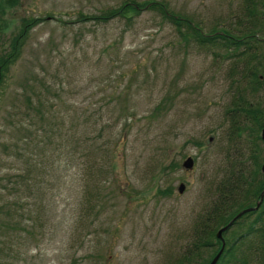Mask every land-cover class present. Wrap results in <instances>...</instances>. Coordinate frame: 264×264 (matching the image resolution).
Listing matches in <instances>:
<instances>
[{
    "label": "rangeland",
    "instance_id": "1",
    "mask_svg": "<svg viewBox=\"0 0 264 264\" xmlns=\"http://www.w3.org/2000/svg\"><path fill=\"white\" fill-rule=\"evenodd\" d=\"M151 1L205 32L242 14V0H0V50L37 18L0 85V264H173L193 243L230 172L224 109L235 58L177 29ZM102 12L116 14L93 19ZM254 99L263 105L264 90ZM51 114L63 129H52ZM79 114L88 122L70 125ZM21 135L17 158L10 145ZM188 156L192 169L182 166ZM24 160L33 173L23 174ZM15 174L28 184L13 188ZM254 206L223 232L225 242L235 234L234 264L264 263V233L245 235L264 216Z\"/></svg>",
    "mask_w": 264,
    "mask_h": 264
},
{
    "label": "trees",
    "instance_id": "2",
    "mask_svg": "<svg viewBox=\"0 0 264 264\" xmlns=\"http://www.w3.org/2000/svg\"><path fill=\"white\" fill-rule=\"evenodd\" d=\"M3 3L1 4L3 5ZM135 6H140V4H135ZM150 6L156 7L162 14L171 16V22L177 29L186 28L187 33L192 34L200 43H218V46L226 51L233 50L230 55L227 54L226 56L231 57L234 55L233 57L235 58L232 77L237 76L232 84L233 97L224 109V115L229 120L226 136L230 141L229 148L232 150V153L227 154L230 172L226 173L217 182L215 187L216 196L211 201L209 208L205 210L202 220L198 221L202 223V246L207 252L206 255H212V258L213 253L216 251L215 249H217L216 245L218 246L219 244V239L215 234L216 230L227 224L239 210L251 206L254 203V199L259 197L260 191L264 186V173L261 170L264 162V141L261 139L259 132L264 120V104L261 105L260 101L254 99L258 91L264 90V0H242V14L235 17L234 23L220 22L217 26L213 25L212 29H209L210 32H205L201 26L187 18L185 13H178L177 15L171 13L164 2L161 5H154V2L151 1ZM6 8V6L0 7V12L4 13ZM115 14L113 12H102L101 15L95 16L93 19L107 20ZM78 19L79 21H84L88 18L81 14ZM36 20L37 18L32 20L23 19L22 30L18 34L13 33V36L9 39L8 48L0 50V85L6 80L11 64L20 55L23 39ZM2 21L4 19L0 16V37L3 36L2 31L4 30L3 24H1ZM28 100L33 105L31 97H28ZM36 101L42 104L41 98L36 97ZM12 105L14 106V104ZM51 106H54V104ZM37 112L40 113V111ZM41 116L43 119L48 117L44 113ZM78 116V120L74 119L75 116H73V122H70V125L74 124L81 127V124L88 122V116L84 114H79ZM51 117H53V121L50 124L53 130L55 126L60 129L62 125V129L64 128L65 123L63 120L58 121L55 114H51ZM81 120L83 123H79ZM10 124L21 132L25 128L20 122L13 123L10 121ZM60 134L61 136L63 135L62 132ZM101 135V132L94 135L92 142L100 138ZM244 139H246L245 145L243 143ZM24 141L23 135H21L20 138L10 145V151L15 153L17 158L21 154L25 155L24 151L26 152L28 143ZM75 150L78 153V148ZM24 161L27 162H24L23 170L25 172L23 174L33 173L35 167L31 168L29 160ZM14 176L16 178L11 182L13 188L20 182L23 184L28 181V176H23L22 174H15ZM35 181L38 182L37 186L39 187L40 181L38 179H35ZM25 184H28V182H25ZM29 191L32 193V190ZM1 208L3 209V216L0 218V222L4 215L8 214V208L5 203L0 204ZM249 213L251 211H246L243 216ZM238 221L239 219H236L234 222L237 223ZM197 224L193 230L195 236L198 228ZM263 224L264 216L259 213L250 222V225L246 227L245 235L254 231L262 238L264 233ZM234 235V233H231L229 238H225V247L216 264H234V260L237 258V255L234 254L236 241L234 239L231 242V238ZM195 236L193 243L187 247V253L184 252L180 260L173 264L209 263L211 260L209 256L202 259L196 257L195 253L199 254V251L197 250ZM207 248L213 249L209 252ZM237 263L238 261L235 262V264Z\"/></svg>",
    "mask_w": 264,
    "mask_h": 264
},
{
    "label": "water",
    "instance_id": "3",
    "mask_svg": "<svg viewBox=\"0 0 264 264\" xmlns=\"http://www.w3.org/2000/svg\"><path fill=\"white\" fill-rule=\"evenodd\" d=\"M260 136H261V138L264 140V120H263V124H262V127H261ZM193 165H194V159H193L191 156L186 157V158L184 159V161L182 162V166H184V168H186V169H192V168H193ZM262 169H264V163H263V165H262ZM177 189H178L179 192H182V191L185 189V184H184V183H180V184L178 185ZM263 194H264V187H263V189H262L261 192H260V198H259V200L257 201L256 206H259V204H260V202H261V200H262ZM252 208H255V206H254V207H246V208L241 209L240 211H238V212L234 215V217H233L232 219H230V220L228 221L227 224L221 226V227L216 231V235H217V237H219V238L221 239V245H220L218 251L215 253V255L212 257V259L209 261L208 264H215V263L217 262L219 256H220V254L222 253V251H223V249H224V246H225V240H224V238H223V236H222V232H223V230H225L227 227H229V226L232 224V222H233L237 217H239V216L242 215L245 211H248V210H250V209H252Z\"/></svg>",
    "mask_w": 264,
    "mask_h": 264
},
{
    "label": "flooded vegetation",
    "instance_id": "4",
    "mask_svg": "<svg viewBox=\"0 0 264 264\" xmlns=\"http://www.w3.org/2000/svg\"><path fill=\"white\" fill-rule=\"evenodd\" d=\"M263 173H264V171H263ZM259 198V197H258ZM258 198H256V199H254V204L257 202V200H258ZM262 202H263V200H262ZM262 202H261V204H262ZM261 206V205H260ZM260 206H259V208H260ZM258 208V209H259ZM264 208V203L262 204V206H261V209H263ZM197 231H196V236H195V240H196V246L198 247V249L197 250H199V254L196 252L195 254L196 255H200V253H201V249H202V243H203V233H202V223H201V221L200 222H198V224H197ZM187 247L183 250V253L184 252H186L187 251ZM183 253L181 254V255H183ZM187 253V252H186Z\"/></svg>",
    "mask_w": 264,
    "mask_h": 264
},
{
    "label": "bare ground",
    "instance_id": "5",
    "mask_svg": "<svg viewBox=\"0 0 264 264\" xmlns=\"http://www.w3.org/2000/svg\"><path fill=\"white\" fill-rule=\"evenodd\" d=\"M229 122V121H228ZM227 123V122H226Z\"/></svg>",
    "mask_w": 264,
    "mask_h": 264
}]
</instances>
